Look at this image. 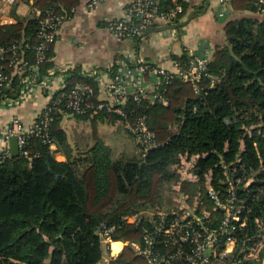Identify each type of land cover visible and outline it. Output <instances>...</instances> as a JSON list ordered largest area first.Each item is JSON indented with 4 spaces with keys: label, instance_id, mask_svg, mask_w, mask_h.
Here are the masks:
<instances>
[{
    "label": "trees",
    "instance_id": "1",
    "mask_svg": "<svg viewBox=\"0 0 264 264\" xmlns=\"http://www.w3.org/2000/svg\"><path fill=\"white\" fill-rule=\"evenodd\" d=\"M261 1L233 0L232 6L236 11L257 12L263 6ZM79 2L34 0L38 17H19L16 23L0 25V48L8 50L0 56V74L7 77L0 105L17 100L23 78L32 74L35 48L41 42L40 21L48 12L66 18ZM191 4L173 26L182 23ZM160 6L161 11L173 7L166 1ZM225 34L226 45L215 49L209 65L208 74L217 80L214 84L206 76L198 88L173 79L158 91L166 105L130 99L123 106L126 117L106 110L87 114L69 111L68 96L77 85L93 87L94 102L100 90L78 70L68 77L54 100L57 103L50 104L38 118H49L51 142L32 137L19 156H0V264H99L106 255L98 234L104 224L115 228L114 241L141 240L147 213L169 207L162 203L163 187L178 178L180 156L197 158L193 173L201 182L211 176L215 187L223 186L227 171L232 177L245 175L246 183L253 178L252 191L256 187L264 190V19L230 21ZM14 47L17 58L10 52ZM53 50L54 45L40 65L39 81L53 68ZM14 59L29 63L23 75L12 65ZM191 59L187 55L174 57L184 66ZM66 115L90 121V142L71 145L62 126ZM141 115L147 117L155 134V146L142 155L115 158L100 137L98 125L133 124ZM58 153L66 160L59 161ZM130 214H142L145 221L129 224L126 217ZM118 263L142 264L143 260L127 248Z\"/></svg>",
    "mask_w": 264,
    "mask_h": 264
},
{
    "label": "built area",
    "instance_id": "2",
    "mask_svg": "<svg viewBox=\"0 0 264 264\" xmlns=\"http://www.w3.org/2000/svg\"><path fill=\"white\" fill-rule=\"evenodd\" d=\"M7 8H11L17 0H3ZM109 0H90V7L95 8ZM169 2L173 7L161 11V2ZM193 0H133L123 13L121 19L109 24V30L121 40H134L143 37L152 27L173 26L186 13V6ZM217 17L225 20L229 16V1L221 0ZM66 18L48 12L40 21V44L35 48V65L32 74L23 78V91L17 100H9L5 104L21 106L27 101L33 86L39 81L40 65L47 60V52L55 45L60 28ZM168 31V30H166ZM165 32V31H163ZM8 50L0 48V56ZM17 58L15 47L10 51ZM210 58L207 55H193L184 66L173 61L174 71L155 67L139 60L122 62L116 70H96L87 73L98 84L100 97L94 102V88L85 84L77 85L68 96L67 109L76 114L98 113L106 110L126 117L123 106L132 99L141 103L145 99L167 104L160 88L173 79L191 82L198 88L203 76L215 80L208 74ZM18 75H23L29 63L24 59H14ZM71 72L68 73V76ZM7 77L0 74V91ZM63 90V89H62ZM107 95L106 99L101 95ZM3 103V104H4ZM52 103H57L53 101ZM51 103V104H52ZM144 152L155 146V134L149 129L147 117L138 116L134 123L124 122ZM49 118L38 119L32 127L26 128L15 119L12 127L0 130V138L6 142L17 137L20 153L32 137L42 138L50 143L48 135ZM52 150L56 146L51 143ZM28 156L27 152H23ZM10 149L0 153L6 158ZM187 158L191 164L185 176L192 178V185L177 186L178 195L173 204L167 208H157L147 213L146 221L142 214H130L126 217L129 224L147 222L142 238L139 241H114V227L102 225L98 234L106 246V255L99 264H119L121 253L130 248L143 260L142 264H264V190L256 187L252 191L253 178L245 182V175L232 177L225 172L227 180L223 186H214L211 176L205 182L194 175L197 158ZM240 162V160L238 161ZM242 167V166H241ZM192 171L190 172V170ZM237 172V168L233 169ZM197 188V189H192ZM122 246L115 250L113 245Z\"/></svg>",
    "mask_w": 264,
    "mask_h": 264
},
{
    "label": "crops",
    "instance_id": "3",
    "mask_svg": "<svg viewBox=\"0 0 264 264\" xmlns=\"http://www.w3.org/2000/svg\"><path fill=\"white\" fill-rule=\"evenodd\" d=\"M132 1L109 0L91 8L90 0H80L79 5L72 9L60 28L51 60L53 68L48 76L33 86L32 93L21 106L5 103L0 105V130L6 131L12 127L15 119L20 120L26 128L32 127L41 113L55 100L57 94L65 88L69 72L72 74L78 70L87 77V73L96 70L108 71L124 61L135 60L174 71V57L180 58L183 55L192 57L201 54L207 55L211 60L215 49L227 43L225 26L228 22L242 18L264 19V1H261L263 6L257 12H251L234 10L233 0H228L230 13L222 21L217 17L221 0H193L181 24L186 23L191 15L193 18L185 27L149 33L137 40H121L110 32L109 24L121 19ZM14 6V9L4 8L0 11V14L7 13L6 16L3 15L4 18L0 17L4 20L0 22V25L16 23L19 17H38L34 0H17ZM101 98L106 99L107 95L102 94ZM81 123L89 124L92 132L90 121H81L69 115L64 117L62 126L72 146L76 142L82 144L81 140L87 135V132L79 133L75 127L76 124ZM67 124L70 129L74 128L73 138L70 135L71 130L67 129ZM124 129L128 130L123 122L98 125L100 137L112 149L115 158L123 154L140 155L139 150L138 153L129 154L126 149L116 154L113 144L110 145L105 140V130H108L111 136L120 139V144L123 146L124 141L121 138L124 136L122 133ZM127 133L130 134V131L128 130ZM7 148L10 149L9 141L6 142L4 138H0V153ZM56 157L59 161L66 160L60 153Z\"/></svg>",
    "mask_w": 264,
    "mask_h": 264
},
{
    "label": "rangeland",
    "instance_id": "4",
    "mask_svg": "<svg viewBox=\"0 0 264 264\" xmlns=\"http://www.w3.org/2000/svg\"><path fill=\"white\" fill-rule=\"evenodd\" d=\"M6 3L1 0L0 1V11H2L4 8H7L6 7ZM15 6L13 5L11 7V9H14ZM9 9V8H7ZM10 11V10H8ZM3 15H7L6 12H2V14H0V17L2 19V16ZM3 16V18L5 17ZM0 19V22L1 21H4V20H1ZM69 124H67V129L70 131L71 130V138H73L72 136V131H73V127L70 129V127L68 126ZM79 133L80 132H84L86 133L87 132V135L81 140L82 141V144L86 143V142H90V134H91V129H90V125L89 124H85V123H81V124H76L75 126ZM125 127V126H124ZM128 130L124 129L122 131V133H124V136L121 138V140L124 141V145L121 146L120 144V139H117L116 137L114 136H111L109 133H108V130H105V133H106V136H105V140L107 141V143H109L110 145L113 144L114 146V149L116 151V154H118L120 151H123V150H127V152H129V154H132V153H138L140 151V154L142 155V153L144 152L143 149L141 148V146H139V144L137 143V141L135 140L134 136L131 134H128L127 133ZM121 133V135H122ZM116 145V146H115ZM139 150V151H138ZM190 166L191 164L189 162H187V158L186 156H180V164L176 167V174H177V179L175 182H172V183H168L166 184L164 187H163V193H162V203H163V206L164 204L167 205V206H171L173 204V200L179 195H178V190H177V186H183L186 188V186L188 184H193L190 177H187L185 176L186 172L189 171L190 169ZM192 171V169L190 170V172ZM192 189H197V188H192ZM162 206V207H163ZM154 210L150 211L149 213H153Z\"/></svg>",
    "mask_w": 264,
    "mask_h": 264
},
{
    "label": "water",
    "instance_id": "5",
    "mask_svg": "<svg viewBox=\"0 0 264 264\" xmlns=\"http://www.w3.org/2000/svg\"><path fill=\"white\" fill-rule=\"evenodd\" d=\"M193 18V15H191L186 23L180 24L178 26H167V27H160V28H153V29H149L145 35L149 34V33H158V32H162V31H166V30H175L178 28H182L185 27L188 23L191 22ZM9 147H10V153L12 157H17L20 155V148H19V142H18V138L17 137H12L9 139Z\"/></svg>",
    "mask_w": 264,
    "mask_h": 264
},
{
    "label": "bare ground",
    "instance_id": "6",
    "mask_svg": "<svg viewBox=\"0 0 264 264\" xmlns=\"http://www.w3.org/2000/svg\"><path fill=\"white\" fill-rule=\"evenodd\" d=\"M121 244L120 243H116V244H114L113 245V247H114V249L117 251V250H119L120 248H121Z\"/></svg>",
    "mask_w": 264,
    "mask_h": 264
}]
</instances>
